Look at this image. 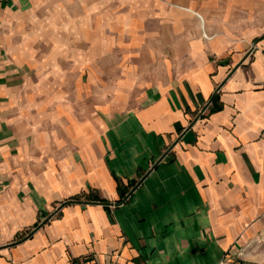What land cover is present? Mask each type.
Listing matches in <instances>:
<instances>
[{
	"label": "crops",
	"instance_id": "crops-1",
	"mask_svg": "<svg viewBox=\"0 0 264 264\" xmlns=\"http://www.w3.org/2000/svg\"><path fill=\"white\" fill-rule=\"evenodd\" d=\"M53 7L0 0V264H222L258 240L264 0H80L74 84L23 43Z\"/></svg>",
	"mask_w": 264,
	"mask_h": 264
},
{
	"label": "rangeland",
	"instance_id": "rangeland-1",
	"mask_svg": "<svg viewBox=\"0 0 264 264\" xmlns=\"http://www.w3.org/2000/svg\"><path fill=\"white\" fill-rule=\"evenodd\" d=\"M100 1L102 11L107 13L108 11H113L114 13L125 9L132 0ZM107 13L106 19H108ZM42 19L43 24H38L35 30H31L32 33L30 35H34V40L27 39L23 43L28 45L34 52L33 56H35L37 61L42 60V64H44V56L51 50L53 51V56H56L57 63L62 52L67 54L70 62L68 63L70 69L68 70V73H70L69 80L70 84H74L77 81V77L71 70L74 71L77 68L76 60L80 59V0H54V7L46 10V13L42 15ZM50 22L53 25H50ZM51 27H53V31ZM51 33L56 37L53 41L50 40ZM22 35L26 38L25 34ZM57 37H62L65 40L62 48L60 47L62 38L58 40ZM158 60L163 61L164 58L160 57ZM147 74L148 76L144 79H152L153 73ZM106 91H108L107 88L105 89ZM222 264H264V233L258 240L250 243L245 248L231 251L228 259Z\"/></svg>",
	"mask_w": 264,
	"mask_h": 264
},
{
	"label": "trees",
	"instance_id": "trees-1",
	"mask_svg": "<svg viewBox=\"0 0 264 264\" xmlns=\"http://www.w3.org/2000/svg\"><path fill=\"white\" fill-rule=\"evenodd\" d=\"M217 95L216 94H213V96L210 98V102L213 104L216 102V97ZM214 108H218V106H215ZM214 109H212L211 111H213ZM80 200L78 198H73L72 200L66 202L65 204H71V203H76V202H79Z\"/></svg>",
	"mask_w": 264,
	"mask_h": 264
},
{
	"label": "built area",
	"instance_id": "built-area-1",
	"mask_svg": "<svg viewBox=\"0 0 264 264\" xmlns=\"http://www.w3.org/2000/svg\"><path fill=\"white\" fill-rule=\"evenodd\" d=\"M200 114H202V113H200Z\"/></svg>",
	"mask_w": 264,
	"mask_h": 264
}]
</instances>
